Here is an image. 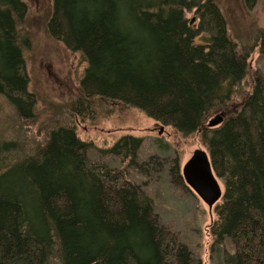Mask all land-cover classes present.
Here are the masks:
<instances>
[{
    "label": "trees",
    "instance_id": "trees-1",
    "mask_svg": "<svg viewBox=\"0 0 264 264\" xmlns=\"http://www.w3.org/2000/svg\"><path fill=\"white\" fill-rule=\"evenodd\" d=\"M203 1L53 0L48 28L87 63L73 113L100 100L138 108L184 137L201 133L225 186L213 225L224 264H264V79L254 76L251 90L238 92L252 53L264 54V30L232 36L219 1ZM21 2L0 1V94L26 123L37 118V100ZM192 10L197 24L186 17ZM201 35L207 42H197ZM219 111L224 123L206 128ZM2 136L0 264H201L160 224L144 187L91 158L74 126L52 128L30 155H12L17 144ZM142 143L123 135L109 151L139 170ZM174 166L181 179L177 158Z\"/></svg>",
    "mask_w": 264,
    "mask_h": 264
},
{
    "label": "rangeland",
    "instance_id": "rangeland-1",
    "mask_svg": "<svg viewBox=\"0 0 264 264\" xmlns=\"http://www.w3.org/2000/svg\"><path fill=\"white\" fill-rule=\"evenodd\" d=\"M0 1L15 3V0ZM19 1L25 5L21 4L23 16L18 20V27L30 81L29 91L37 100V118L33 122H22L0 94V137L3 135L4 140L7 139L5 141L13 140L17 144L14 148L8 145L10 153L15 156L30 155L31 149H38L52 128L62 124L74 126L78 136L91 144L88 152L91 158L119 169L129 180L144 187L153 200L160 224L179 234L197 261L201 264H224L225 247L216 243L213 234V225L217 220L215 207L210 211L207 203L186 184L183 177H176L174 171L176 158L182 176V166L195 150L208 151L201 133L184 137L173 127L149 117L138 108L111 105L100 100L92 107H83V116L73 113L72 107L79 98L77 92L87 63L80 52L68 49L50 34L48 25L54 12L53 0ZM218 1L232 24V36L241 34L249 37L251 29L256 27L264 30V0ZM186 17L192 24L198 23L195 10L187 12ZM253 36L255 38L257 34ZM197 42H207L206 36H199ZM249 65L248 78L237 86L238 92L244 94L253 87L254 76L264 79V54L259 47L252 53ZM240 98L234 100L233 107ZM78 107L76 105V111ZM219 113L212 114L204 126L212 129L208 127V122ZM123 135L143 140L137 156L139 163H146L143 169L128 167L129 160H122L109 151ZM218 179L225 191L222 180Z\"/></svg>",
    "mask_w": 264,
    "mask_h": 264
},
{
    "label": "water",
    "instance_id": "water-1",
    "mask_svg": "<svg viewBox=\"0 0 264 264\" xmlns=\"http://www.w3.org/2000/svg\"><path fill=\"white\" fill-rule=\"evenodd\" d=\"M224 121L225 115L219 113L208 122V127L215 128ZM182 176L186 184L207 203L212 211L214 205L223 197L224 191L214 171L209 153L204 149L195 150L182 166Z\"/></svg>",
    "mask_w": 264,
    "mask_h": 264
}]
</instances>
